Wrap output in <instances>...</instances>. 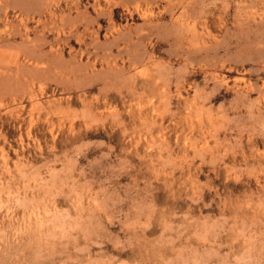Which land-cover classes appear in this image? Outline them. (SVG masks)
Instances as JSON below:
<instances>
[{"label": "rangeland", "instance_id": "obj_1", "mask_svg": "<svg viewBox=\"0 0 264 264\" xmlns=\"http://www.w3.org/2000/svg\"><path fill=\"white\" fill-rule=\"evenodd\" d=\"M3 1L0 264H264V0Z\"/></svg>", "mask_w": 264, "mask_h": 264}, {"label": "bare ground", "instance_id": "obj_2", "mask_svg": "<svg viewBox=\"0 0 264 264\" xmlns=\"http://www.w3.org/2000/svg\"><path fill=\"white\" fill-rule=\"evenodd\" d=\"M1 1H2V0H1ZM4 1H5V0H4ZM4 1H3V2H4ZM33 1H34V0H33ZM38 1H39V0H38ZM25 2H26V1H25ZM27 2H28V1H27ZM27 2H26V3H27ZM121 2H122V1H121ZM42 3H43V2H42ZM111 3H112V2H111ZM20 4H21V3H20ZM12 5H13V3H12ZM15 5H16V4H15ZM21 5H22V4H21ZM66 5H67V4H66ZM18 6H19V4H18ZM26 6H27V5H26ZM29 6H30V5H29ZM101 7H102V6H101ZM101 7H100V8H101ZM0 8H1V7H0ZM15 8H16V6H15ZM19 8H20V6H19ZM32 8H33V7H32ZM32 8H31V10H32ZM40 8H41V7H40ZM1 9H3V7H2ZM23 9H24V6H23ZM25 9H26V7H25ZM79 9H80V8H79ZM79 9H78V10H79ZM3 10H4V9H3ZM31 10H30V11H31ZM41 10H42V9H41ZM25 11H27V9H26ZM28 11H29V10H28ZM49 11H50V10H49ZM23 12H24V10H23ZM101 12H102V11H101ZM103 12H104V11H103ZM4 13H5V12H4ZM40 13H41V11H40ZM64 13H65V12H64ZM139 13H140V11H139ZM50 14H51V13H50ZM103 15H105V14H103ZM106 15H107V14H106ZM150 15H151V14H150ZM59 16H60V15H59ZM64 16H65V15H64ZM69 16H70V14H69ZM71 16H72V15H71ZM82 16H83V15H82ZM62 17H63V15H62ZM93 17H94V16H93ZM93 17H92V18H93ZM70 18H71V17H70ZM62 19H64V18H62ZM74 20H75V19H74ZM71 21H72V19H71ZM54 22H55V21H54ZM63 22H64V21H63ZM72 22H73V21H72ZM6 25H7V24H6ZM50 26H52V25H50ZM62 26H63V25H62ZM64 26H65V25H64ZM109 26H110V25H109ZM44 27H46V26H44ZM48 27H49V25H48ZM55 27H56V26H55ZM51 28H52V27H51ZM13 29H14V28H13ZM177 31H178V30H177ZM147 32H148V31H147ZM132 35H133V34H132ZM77 37H78V36H77ZM36 39H37V38H36ZM132 39H133V37H132ZM33 41H34V40H33ZM125 41H126V40H125ZM114 42H115V41H114ZM8 45H9V44H8ZM115 45H116V44H115ZM5 46H6V45H5ZM19 46H20V45H19ZM25 46H26V45H25ZM31 47H32V46H31ZM51 47H52V46H51ZM108 47H109V46H108ZM117 47H118V45H117ZM138 47H139V46H138ZM3 48H4V47H3ZM119 48H120V46H119ZM10 50H11V49H10ZM145 50H146V49H145ZM6 51H8V50H6ZM6 51H5V52H6ZM184 51H185V50H184ZM10 52H11V51H10ZM12 52H13V51H12ZM29 52H30V51H29ZM40 52H41V51H40ZM46 52H47V51H46ZM145 53H146V52H145ZM106 55H107V54H106ZM113 55H114V54H113ZM41 56H42V55H41ZM105 57H106V56H105ZM48 58H49V57H48ZM51 59H52V58H51ZM137 59H139V58H137ZM141 59L143 60L144 57H142ZM103 60H104V58H103ZM30 61H31V60H30ZM48 61H49V60H48ZM107 61H108V60H107ZM140 61H141V60H140ZM137 63H139L138 60H137ZM45 64H46V63H45ZM108 64H109V62H108ZM39 65H40V64H39ZM42 65H43V64H42ZM65 66H66V65H65ZM133 66H134V65H133ZM57 67H58V66H57ZM74 67H75V66H74ZM56 70H57V69H56ZM73 70H75V69H73ZM132 75H133V73H132ZM121 78H122V77H121ZM121 78H120V79H121ZM132 78H133V77H132ZM123 80H124V79H123ZM131 80H132V79H131ZM19 83H20V81H19ZM124 84H125V83H124ZM120 87H121V86H120ZM5 90H6V89H5ZM137 90H138V89H137ZM168 94H169V93H168Z\"/></svg>", "mask_w": 264, "mask_h": 264}]
</instances>
